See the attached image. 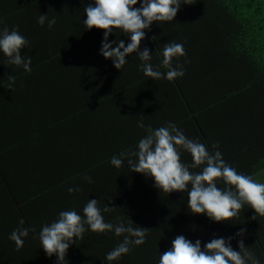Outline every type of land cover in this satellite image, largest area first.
<instances>
[{"label": "trees", "instance_id": "obj_1", "mask_svg": "<svg viewBox=\"0 0 264 264\" xmlns=\"http://www.w3.org/2000/svg\"><path fill=\"white\" fill-rule=\"evenodd\" d=\"M90 2L0 0V28L15 26L29 42L21 55L31 57L26 73L0 54V264H55L31 231L19 248L9 233L21 218L38 233L61 210L81 212L88 198L111 207L106 221L130 219L147 229L142 245L111 264H157L178 234L203 247L241 228L244 245L264 264V216L243 205L230 222H210L189 213L186 192H159L150 178L109 163L144 135L136 127L143 117L153 128L172 121L187 137L217 144L237 172L264 182V0H186L172 21L151 24L139 47L153 53L154 66L164 43L183 45L184 75L173 81L144 76L134 53L120 70L104 59L103 30L82 23ZM45 13L56 18L51 29L36 22ZM116 38L127 43L118 30L108 37ZM180 159L191 163L186 152ZM119 240L86 230L69 246L66 264H108L105 253Z\"/></svg>", "mask_w": 264, "mask_h": 264}, {"label": "clouds", "instance_id": "obj_2", "mask_svg": "<svg viewBox=\"0 0 264 264\" xmlns=\"http://www.w3.org/2000/svg\"><path fill=\"white\" fill-rule=\"evenodd\" d=\"M91 0L84 6L82 23L85 30L96 28L102 31L98 53L111 60L115 69L120 70L127 62L126 57L135 54L140 63L137 70L144 76L159 80L173 81L183 77L184 66L179 57L185 55L183 45L176 41H167L159 50V66L150 61L152 54L148 47H139L145 38V31L154 22H169L176 16L186 0ZM37 24L51 29L56 18L47 13L39 14ZM3 21L0 20V24ZM119 31L127 38L109 40V34ZM28 40L15 26L0 28V54L10 65L31 71V57L21 55V49L27 48ZM177 60L173 64V60ZM185 63L187 61L185 60ZM163 68L164 71L160 69ZM12 82L15 77L8 75ZM12 84L9 83V88ZM136 127L144 130V135L130 149L121 150L109 157L110 165L119 169L126 166L128 171L150 178L153 187L159 192H186V207L192 215H203L213 223H227L236 217L243 205H247L253 216H264V182L253 179L230 166L222 157L217 144L210 147L187 137L183 130L172 121L153 128L145 124L143 117L136 120ZM181 152L191 157V163L181 161ZM199 167L198 171H193ZM91 183V177L85 176ZM223 185V187L219 185ZM69 193L79 192V187L69 186ZM107 204L102 208L97 199H89L81 212L73 209L61 210L55 219L43 223L39 232L24 226V220H18V226L8 236L19 248L31 231L38 239L40 248L48 257L55 256V264H66L65 256L70 245L82 238L85 231L93 233L111 232L120 237L119 242L105 253L104 260L111 262L127 254L132 246L144 243L146 230L134 225L130 219L126 222L117 219L115 223L106 221L102 213L109 212ZM245 230L239 229L234 236H212L201 246L199 238L194 241L183 234L176 235L170 247L159 254L157 264H260L259 259L243 243ZM237 240V249L231 246V240Z\"/></svg>", "mask_w": 264, "mask_h": 264}]
</instances>
